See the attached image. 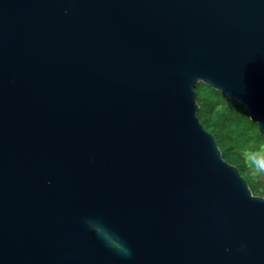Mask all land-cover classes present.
Instances as JSON below:
<instances>
[{"label":"water","instance_id":"1","mask_svg":"<svg viewBox=\"0 0 264 264\" xmlns=\"http://www.w3.org/2000/svg\"><path fill=\"white\" fill-rule=\"evenodd\" d=\"M199 82L264 136V0H0V264H264Z\"/></svg>","mask_w":264,"mask_h":264},{"label":"trees","instance_id":"2","mask_svg":"<svg viewBox=\"0 0 264 264\" xmlns=\"http://www.w3.org/2000/svg\"><path fill=\"white\" fill-rule=\"evenodd\" d=\"M197 94L198 119L215 139L223 159L235 166L246 181L253 195L264 196V182L252 177L245 163L247 151L264 147V136L249 118L247 109L222 92L199 82ZM263 191L259 194L260 189Z\"/></svg>","mask_w":264,"mask_h":264},{"label":"rangeland","instance_id":"3","mask_svg":"<svg viewBox=\"0 0 264 264\" xmlns=\"http://www.w3.org/2000/svg\"><path fill=\"white\" fill-rule=\"evenodd\" d=\"M261 149H264V147L261 146L259 149L254 150L253 152L247 151V154H245V163L247 166V170L249 174L256 179L257 182H264V155L258 154ZM262 191L263 189L261 187L258 193L260 194ZM256 196L264 197L262 195Z\"/></svg>","mask_w":264,"mask_h":264},{"label":"clouds","instance_id":"4","mask_svg":"<svg viewBox=\"0 0 264 264\" xmlns=\"http://www.w3.org/2000/svg\"><path fill=\"white\" fill-rule=\"evenodd\" d=\"M259 155H264V149H261V151L258 153ZM93 227H95L93 225ZM98 232L101 231L99 228L96 229Z\"/></svg>","mask_w":264,"mask_h":264}]
</instances>
